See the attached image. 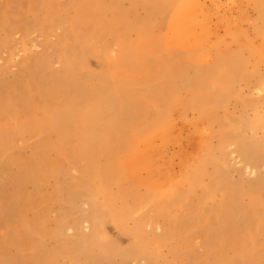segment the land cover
<instances>
[{
    "label": "rangeland",
    "instance_id": "obj_1",
    "mask_svg": "<svg viewBox=\"0 0 264 264\" xmlns=\"http://www.w3.org/2000/svg\"><path fill=\"white\" fill-rule=\"evenodd\" d=\"M179 1L0 0V264H264V205L252 225L247 210L264 202V0H201L205 41L178 39ZM148 140L162 184L132 160ZM228 191L225 229L212 211ZM96 203L125 221L103 223L107 247L138 230L158 258L101 256Z\"/></svg>",
    "mask_w": 264,
    "mask_h": 264
},
{
    "label": "bare ground",
    "instance_id": "obj_2",
    "mask_svg": "<svg viewBox=\"0 0 264 264\" xmlns=\"http://www.w3.org/2000/svg\"><path fill=\"white\" fill-rule=\"evenodd\" d=\"M180 2V8L179 12L176 17V22H175V33L179 37L178 39L182 40H190V41H205L207 39L208 33L207 31L209 30V22L211 20V13L209 11V8L202 3L201 0H181ZM177 2V4H179ZM257 11L261 13L260 17L264 21V5L260 6L257 8ZM85 16V15H84ZM84 17L82 15L79 16L78 21H76L75 26L81 25L83 23ZM202 30L203 34L201 35L200 31ZM262 36V34L260 33ZM242 40V35L239 34L237 37ZM249 44V42H248ZM110 100L103 101V100H97L95 102V109L97 110H103L105 107L109 108L110 106ZM75 108V107H74ZM91 124L86 125V127H90ZM166 129H162L161 133H165ZM171 135L165 134L163 136V140L167 141L169 140ZM152 140H148L146 142L145 148L143 149L144 151L140 150H134L132 152V160L137 167V169H145L148 172V175L151 179V182L154 183H159L162 184L168 180L167 176L163 174V167H164V162H165V152L164 146H157L152 144ZM203 154L201 155V158L198 159L197 155L196 157L192 158L187 164L184 165L183 171H185V176L183 179H192L193 177L196 176V174H199L202 168L211 161L212 158V152L211 149L208 147V145H205L201 148ZM200 151V149L198 150ZM198 159V160H197ZM254 160V159H252ZM171 194H174V191L170 192ZM255 193V192H254ZM256 194V193H255ZM250 196H253L250 193ZM232 195L228 191V194L226 193L223 196V201L220 206L215 208L212 211V214L216 219H219L221 222V226L224 225L225 229L227 227V223H234L236 220H238V207L239 204L237 205L233 202L232 200ZM252 198L251 206L250 209H247L250 213V220L248 222V225L253 224V222L256 220V218H261L258 217L257 211L259 206L264 205V202ZM169 203L172 201V197L169 196L168 198ZM205 214V213H204ZM93 217L97 220L98 230L99 234L97 236V247L99 249V246L102 248L100 251L101 256L105 255V257H108V260H110L111 255H116L119 254L123 257L129 258L132 256H136L135 254L138 253L139 251H143V254L150 259L154 260L157 257V254L153 251V246L147 244L143 240V235L137 231H133L130 233L136 237L134 246L127 251H120L117 249H114L111 247H107L105 245V241L102 240V232H103V223L109 220H116L118 221L119 225H124V219H122V216L117 212L116 210L113 209V207H107L103 203L95 204L94 210H93ZM201 223L203 226L201 227L202 231H206L208 234L207 238V246L210 250L214 248V238H215V232L214 228L210 225L211 223V218H207L205 221L201 220ZM250 231V230H249ZM219 241H222V244L226 246L229 242L230 244H234L236 239L238 237H234L231 240H224L222 236H217ZM160 242H157L159 244ZM227 243V244H226ZM226 244V245H225ZM222 245V248H223ZM111 249H114L112 251H109ZM88 261V264H96L97 259L94 257H91V253H86L85 254Z\"/></svg>",
    "mask_w": 264,
    "mask_h": 264
}]
</instances>
